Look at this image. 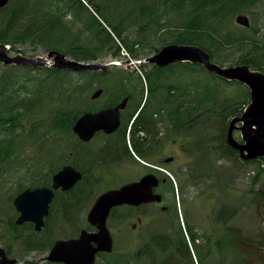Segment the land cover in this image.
<instances>
[{
    "label": "rangeland",
    "instance_id": "obj_1",
    "mask_svg": "<svg viewBox=\"0 0 264 264\" xmlns=\"http://www.w3.org/2000/svg\"><path fill=\"white\" fill-rule=\"evenodd\" d=\"M23 2V0H10L7 5L14 8ZM34 2L37 5L36 13L38 15L51 12V10L56 13L63 11L61 19L63 20L62 25L67 31L66 41L50 48L45 42H35L31 39L19 40L15 42L14 47L8 50L11 56L45 57L49 51L58 50L64 53L67 58L78 60L69 53L71 49L66 44L71 42L76 43V46L79 47L86 45L95 48L98 45L96 35L88 28V24L93 21V16H95L102 22L104 18L109 24L104 22L103 24L109 30L112 29L111 24L120 23L121 35L124 39L129 40V43L135 40H140L141 43L135 45V49H138L136 57L132 54L124 56L122 53L120 56H115L113 50L116 48L115 43L119 42L115 38L116 41L110 45L111 49L109 46L103 51L97 52L98 59L81 62L107 63L114 60L144 59L154 55L165 45L176 44L173 42L175 34L184 30L181 27L183 26L182 22H184L183 17L192 18L190 5L182 6L179 9L171 5L175 2L165 3L158 2V0H94L95 3L93 0H82L83 5L75 4L72 6H68L69 0H31L33 5L28 7L25 13L34 7ZM96 2L105 8V16L102 17L97 11ZM150 8L153 10L151 16L155 24L150 30L143 32L139 26L146 21L147 17L142 18L143 22H140V17L143 12L145 13ZM202 14L207 16L210 13L203 12ZM238 14L249 16L251 27L245 28L238 24L235 21ZM225 21L227 24L223 27L220 36L223 32H230L233 36L245 35L264 44V0H260L251 8L234 15L229 13V18ZM19 26H22V23ZM156 28H161L163 31L155 32ZM257 30H259L258 34H256ZM113 36H116L114 30ZM67 49L69 51L66 52ZM254 53L257 52L252 44L242 45L238 43L235 47L227 45L222 48L221 51L217 52L216 59L211 60L222 67H234L241 65L237 62L240 56L249 57ZM153 68L154 65L150 63L132 64L131 66L123 64L111 67L106 74L96 75L92 82H86L85 78H89V75L80 74L81 70H68L70 73H67L66 77L63 78L67 87L84 90L85 95L78 94L82 97L78 104V111L80 112L86 105L90 108L100 105V102L92 100L91 95L104 84H108L109 88L113 90L119 88V85L127 83L125 80L136 83L141 77L144 87H146L148 83L147 78H145L146 73L153 72ZM44 69L47 67L23 63L5 64L0 61V111L5 105L19 103L20 99L26 100L36 96L39 101V106L27 114L22 113L24 109H20L22 114L19 115L18 120L23 126H20L17 132L4 130L7 129L5 123L9 120L10 114L7 111L1 113L4 114L3 116L0 114V140L11 138L17 143L12 156L5 161H0V248H5L10 257L17 258V264H47L48 262L56 264L46 259L53 242L57 239L77 237L83 228L95 231V226H92L87 220V214L95 198L106 187L117 186V184H112L114 183L113 179H115L113 176H108L109 179L106 180L94 175L93 178L91 177L93 187L86 186L85 180H82L71 190L66 192L59 190L57 197L51 203L50 213L45 218V222L46 219L48 220L47 224L42 230H35L37 233L35 238L41 241L44 247L26 250L21 242L12 240V232L8 228L7 222L15 221L19 215L13 200L19 192L33 185L34 177L41 176L51 185L52 175L65 164L80 166L84 169L88 166L84 163L85 161H78L76 157L71 156V149L73 142H75L72 128L71 130L67 126L54 128L50 123L57 109L67 104V96L60 98L51 93L50 96L55 98H49L48 92L51 90L52 84L48 82L47 85L50 86L42 87L40 95L37 93L34 95L32 91L36 87L37 81L45 76ZM169 69L167 68L162 75L161 82L164 87L160 92L158 91L160 96L169 94L166 86L174 84L177 88H174L172 93L181 99L179 103H183L182 99H186L185 101L189 103L195 102V100L200 99L199 97L205 96L211 99V103L204 104L202 108H198L194 112L193 124L188 127L180 128V125H176V128L173 122L165 120L164 116H160L161 114L158 113L157 118L159 119L156 127L159 148L157 152L161 159L174 156L176 159L172 167L179 170V176L172 172L173 177L171 178L176 198H167L168 203L175 200L176 210L171 209L170 212H163L161 208L149 206L145 208L120 207L108 219V226L115 240V248L107 256L98 255L95 264L114 263L121 255L127 257L131 254L133 256L154 235L160 232L174 233L179 226H182L187 238V232L184 231V226L186 228L188 226L187 220L195 232L201 236L196 243L202 253L208 246L204 241L206 235L215 240L217 231H223L224 234L225 229L231 227L236 229L239 236L242 235L246 243H250V246L244 245L246 243L240 244L237 238L233 247L230 246L231 249L228 248L218 255L208 256L203 260V264H264V162L244 163L238 153H233L227 148V130L232 116L228 118L221 114L222 109L228 103L227 100H230L227 99L229 96L235 94L236 99L241 102H250L251 95L249 98L247 95L250 88L238 80H232L235 82L228 83L220 78H215L212 75L215 73L210 72L204 66L189 70L188 67L186 69L184 65L176 63L172 70ZM260 71L264 73V70ZM126 73H129L128 77ZM207 83L213 87L211 93L210 89L205 86ZM102 100L105 102L107 97L104 96ZM210 106L212 108L209 109ZM215 106H218V112L215 111ZM167 110L166 107L164 114ZM10 124L8 123V125ZM33 124H38V128L31 132ZM237 125H242V122H238ZM233 133L235 138L242 142L240 129H234ZM180 143H182V147L177 149ZM127 144L130 148V154L119 165V170L129 173L119 174L115 180L117 183L122 178L130 177L131 172H139L142 169L140 156L131 149L128 138ZM83 148L81 151L90 153L89 157L97 154L100 149L97 142L92 144L91 151L86 149L88 148L87 145ZM84 158L83 155L82 159ZM113 169L112 173H116V168L113 167ZM84 191L85 193L92 192V196L85 197ZM69 200H73L74 207L68 205ZM221 208H227L229 211L223 215L217 214ZM143 214L146 217L140 224L139 217ZM228 222L230 227L228 224L225 226ZM138 223L141 227L134 228V224ZM191 244L194 243L191 241ZM248 247L251 249L247 250ZM193 253L194 263L191 259L175 257L173 254L174 258L169 264H198V253L194 250ZM244 254L248 255L246 261L240 257ZM165 256H167V252L161 254L156 251L152 257L146 260H134L131 264H159L164 261ZM152 259L153 261H151Z\"/></svg>",
    "mask_w": 264,
    "mask_h": 264
},
{
    "label": "trees",
    "instance_id": "obj_2",
    "mask_svg": "<svg viewBox=\"0 0 264 264\" xmlns=\"http://www.w3.org/2000/svg\"><path fill=\"white\" fill-rule=\"evenodd\" d=\"M23 4H18L14 8H10V6H5L3 8H0V42L4 44H10L12 47H14V44L16 41H24V40H30L35 42H45L47 43L50 48H53L55 44H61L63 41H66L67 38V31L66 28L62 25L63 20L61 19L63 15V11L55 12L54 10H51V12H46L44 14L38 15L36 13V2H34V9H30L28 13H25L27 11L28 7H31L33 3H31V0H23ZM258 1L260 0H158V2H175V4H171L176 8H181L185 5H190L192 7L191 12L192 18L183 17L182 24L184 30L181 32H177L174 36L173 42L176 43H188V44H195L206 51L210 53L211 59H216L217 52L221 51L222 48L226 47L227 45L230 47H235L236 44L241 43L242 45L245 44H252V46L256 50V54H252L249 57L240 56L238 59V63L240 64H247L253 69L257 70H264V44H261L258 40L250 39L248 36H241V35H231L230 32L222 33L223 27L226 26L227 21L230 15H234L235 13H239L243 10H247L248 8H251L254 6ZM93 3L94 0H93ZM68 6H72L75 4L83 5L82 0H69V3H67ZM95 7L97 11L103 16L105 8H102L99 3L96 2ZM178 10V9H176ZM210 13L207 16H204L202 13ZM153 10L147 9L146 12L141 15L140 22H143L142 18L144 19L147 17L146 21L141 23L139 26L140 30H143L145 32L146 30H150L153 27V24H155V21L153 17ZM107 17V16H106ZM153 19V21H151ZM187 20V21H186ZM103 22L107 23L105 19L103 18ZM102 21H100L97 17L93 16V21L88 24V28L93 31V34L96 35V39L98 42V45L95 46V48H91L90 46L82 45V46H76V43H69L66 44L68 49L65 50L66 52L69 51V53L74 56L79 61H91L98 59L97 52L103 51L105 48H108L111 43L115 42V38L119 40V42L115 43L116 48L113 50V54L115 56H120L121 52V45L122 44L130 54L133 56H137L138 49H135V45H138L141 43L140 40H135L129 43V40L124 39L122 37V30L120 23H117L115 25L111 24L112 29L109 30L106 28V25L103 24ZM22 23V26H19V24ZM156 23H159L156 21ZM159 25V24H158ZM113 30L116 32V36H113ZM163 31L161 28H156L155 32ZM165 31V30H164ZM258 34L259 30L256 31ZM58 34V35H57ZM122 39L123 41L121 42ZM66 43V42H65ZM72 44V45H71ZM75 44V45H73ZM111 49V46L109 47ZM178 64L184 65V68L189 70H194L196 67H203L200 64H194L190 62H176ZM176 63L168 65L166 67H158L154 66L153 72L146 73L145 78H147L148 83L150 86L152 84H156V87H151L150 92V98L146 101L144 106L142 107V113L140 116H137L134 121H139L140 117L143 115L145 110L149 108L150 114L147 117V124H150L152 130L157 131L156 123L159 118H155L154 114L160 113V116H164L165 120L169 122H173L174 126L177 128L176 125H180L179 127H188L191 126L193 123V115L194 112L198 108H202L204 104H207L208 102L211 103V99H208L205 97H199L200 99L195 100V102H187L186 99H182L183 103H179L181 99H179L178 96L173 95L172 90L174 88H177L176 85L172 84L168 87V93L167 95L160 96L158 94V91L164 87L162 86V75L166 71L167 68H174L176 66ZM169 69V70H170ZM46 74L42 78H40L37 81V85L35 88L32 89V91L37 93V95H40L39 93L42 92V87H48L50 85H47V82L52 84L51 90L48 92L49 98H55L53 96H50L51 93L55 96L62 98L64 96H67L66 102L64 106H61L57 109L55 115L52 118V127L54 128H65L67 126L68 129L71 130L72 125L74 124L76 118L85 110L87 105L84 109H82L80 112L78 111V104L81 102L82 97L79 96V93L84 94V90H77L76 88L66 86V82L64 81L63 77H66L67 73H70L68 70H63L59 68H47L44 69ZM82 75H89V78H85L86 82L90 81L92 82L94 77L96 75H103L106 74V72H96V71H88V70H81L79 72ZM127 77L129 73H126ZM69 75V74H68ZM67 75V76H68ZM215 76V78H220L221 80L232 83L235 81L228 80L226 78L220 77L218 75L212 74ZM86 77V76H84ZM123 79H125L123 77ZM128 84H142L144 86V83L142 82L141 77L138 78V82L133 83L131 81L125 80ZM208 89L213 91V87L209 86V83L205 85ZM209 91V90H208ZM84 92V93H83ZM85 95V94H84ZM211 95V94H210ZM248 98L250 97V92L248 90L247 92ZM48 98V100H49ZM237 96L234 94L233 96H229L227 99V105L222 109L221 114L225 117H235L244 111L246 108V105L249 104V101L241 102L239 99H236ZM242 103V104H241ZM141 104V103H140ZM241 104V105H240ZM39 106L38 98L35 96L31 99H20L19 103H15L14 105H5L3 106V109L0 111L1 113H4L7 111L9 115V120L6 121V128L4 130H7L8 132H17L18 128L23 126L21 124L19 119V115L22 113H29L32 110H34L35 107ZM168 108L166 114H164L165 108ZM218 106H215V111L218 112ZM209 109L212 108V106L208 107ZM14 109V110H13ZM20 109H24L22 113L20 112ZM220 112V111H219ZM2 116L4 114H1ZM227 118V119H228ZM131 119V118H130ZM140 123H144V121H139ZM8 123H11L8 125ZM36 128H38V124H33V127H31V132H33ZM17 134V133H16ZM19 135V133H18ZM126 135V134H125ZM17 136V135H16ZM17 143L11 139H1L0 140V161H5L9 159L13 152L14 148ZM227 148L233 152L238 153L235 149L229 147L227 145ZM128 152L130 153V149H128ZM252 161H263V157H258L254 159L244 160L245 162H252ZM43 169V168H41ZM169 177V176H168ZM171 183L172 179L169 177ZM33 185L28 188H35L38 186H48L49 181H45L41 178V176L34 177ZM85 191L83 192V194ZM87 192L84 194L86 196ZM68 201V200H67ZM73 201V200H72ZM69 200L70 207H74V202ZM120 209V207H116L112 211V216L115 214V211ZM229 210L227 208H221L218 210L217 214L220 213L223 215L224 213L228 212ZM216 217H218L216 215ZM225 217V216H224ZM46 222L48 220L46 219ZM8 228L12 232V240L15 242H21L24 246V249H38L41 247H44L41 241H38L35 238V235L37 234L35 231V227L32 223H26L25 225L19 226L15 223V221H8ZM47 224V223H46ZM229 225V222L225 224ZM187 228L184 226V231L187 232V238L185 236V233L183 232L182 226H179L178 229L174 231V233H163L160 232L156 235H154L149 241L145 242L144 245L140 247L138 252L135 255H127L125 257L124 255H121L119 259H117L114 263L110 264H131L134 260L140 261L146 260L150 257H152L153 254H155L156 251H159L161 254L167 252V256L164 259L163 262H160L159 264H169L171 259L175 257H186L188 259H191L194 263V256H193V250L197 252L198 254V264H203V260L207 258L210 255H218L221 252H223L226 249H231L230 246L233 247V244L237 242V238L240 244L246 243V240L243 239L242 235L236 233L235 228H227L224 231V234L222 236V240H214L213 238H210L209 235L205 236V243L208 245L206 250L202 253L198 247V244L196 243L197 240L201 237L198 233L195 232V230L192 228L190 223L187 220ZM230 227V225H229ZM191 241L194 243L191 244ZM222 242V249L217 251L214 246L212 247L211 244H219ZM247 246H250V243L247 242ZM251 248L248 247L247 250H250ZM246 251V250H245ZM110 253H99V256H107ZM114 254V253H111ZM243 261L247 260L248 255H242L240 256ZM153 261V259L151 260ZM102 263V262H101ZM52 264V263H47ZM56 264H62V263H56ZM103 264V263H102Z\"/></svg>",
    "mask_w": 264,
    "mask_h": 264
},
{
    "label": "water",
    "instance_id": "obj_3",
    "mask_svg": "<svg viewBox=\"0 0 264 264\" xmlns=\"http://www.w3.org/2000/svg\"><path fill=\"white\" fill-rule=\"evenodd\" d=\"M10 0H0V8L5 7ZM235 21L250 27V18L238 14ZM10 46L0 42V61L5 64H26L40 67H55L63 70L107 71L111 66L126 64L151 63L164 67L175 62H192L203 65L207 70L230 80H238L250 88L251 101L241 115L230 120L227 130V143L237 150L241 159L249 160L264 157V73L253 70L247 64L234 67H222L211 60L210 53L198 45L168 44L157 53L145 59L127 61H111L107 63H83L67 58L58 51L51 50L45 57L26 58L21 55L11 56ZM103 89L96 90L91 98H98ZM129 97H125L115 106L98 111H89L80 116L72 126V130L84 141H90L99 130L107 133L116 131L121 123V111L127 105ZM242 122L238 126L237 123ZM239 128L243 142L234 136V129ZM172 157L167 160H171ZM82 172L71 164L64 165L52 177L51 186L27 188L16 195L13 204L19 212L15 223L22 225L26 222L34 224L35 230L40 231L45 226V217L50 213L51 202L56 191L71 190L82 179ZM159 181L153 174H147L139 181L125 184L116 189L102 192L95 198L87 220L95 226V231L83 228L77 237L57 239L52 244L46 259L53 263L62 264H95L98 254L110 253L114 250V238L108 227V219L115 207L130 205L140 206L151 202H161V194H155L153 187ZM15 257H10L5 248H0V264H17Z\"/></svg>",
    "mask_w": 264,
    "mask_h": 264
},
{
    "label": "flooded vegetation",
    "instance_id": "obj_4",
    "mask_svg": "<svg viewBox=\"0 0 264 264\" xmlns=\"http://www.w3.org/2000/svg\"><path fill=\"white\" fill-rule=\"evenodd\" d=\"M109 87L110 86L108 84L106 85L104 84L103 86H101V88H103V92L101 93V95L96 99H92L95 102H100V105L93 106V108L87 106L85 110L76 118L75 122L80 118L81 115H83L86 112L89 111L95 112L104 108L115 106L118 103H120L125 97H129V99L126 107L121 111V123L116 131L112 133H107L104 130H99L94 134L93 138L90 141L82 140L77 133L73 132L75 142H73V148L71 149V156L76 157L78 161H85L84 163L88 165L86 169L81 168L80 166L77 167L73 165L76 169L81 171L83 175L82 179L78 181V183H80L82 180H85L84 184L86 186L93 187L94 185L93 182L91 181L94 175H98L97 177L100 178L103 177L106 180L109 179L108 176H113L115 179H113L114 183L112 184L113 185L117 184V186L111 188L106 187V189L102 191L104 192L109 189L119 188L131 182L139 181L142 177H144L147 174H153L155 177H157L159 181L158 185L153 187V192L155 194H161L163 200L161 202H151V203L142 204L137 207L130 205H123V206L134 207V208H145L149 206V207L161 208L163 212H170L171 209L176 210L175 200L174 202L171 203L167 202V198H176L174 185L171 183L168 177L169 175L167 174V172L171 174L173 172L174 174L179 176L178 175L179 170H175L172 167V164L174 163L176 158L174 156H169L161 159V156L158 154L157 150L159 148V143H158L157 131L149 128L151 125L147 124L148 122L146 119L147 117H149L148 115L150 114L149 108L145 110V112L139 119V121L142 120L144 121V123H140L139 121L138 122L134 121V119L137 116H140V114L142 113V109H143L142 107L144 106L146 101L150 98L151 87H156V84H152L151 86L148 84L146 87H144L142 84L139 83L128 84V85L121 84L119 85V88L113 90L110 89ZM104 96L107 97V100L105 102L102 100ZM154 117L155 118L158 117L157 112L154 114ZM129 124H131V129L128 132ZM127 138L131 145V149L134 150V152L140 156V160H141L140 164L142 166V169L139 172H131L130 177L122 178L120 182L117 183L115 180L118 178L119 174L124 172L129 173L127 171L123 172L119 170V165L122 164V161L127 158L128 154H130L128 152V149L130 148L128 147L127 144ZM94 142H97L100 149L97 154L91 155V157H89L90 153H86L85 151H81V150H83L84 149L83 147L87 145L88 148L86 149L88 151L90 149L91 151V146ZM181 147H182V143H180L177 146V149H180ZM83 155L85 157L84 159H82ZM170 157H172V159L167 160ZM113 167L116 168V173H112V171L114 170ZM105 182L109 183L108 181ZM78 183L76 185H78ZM91 193L92 192H87L85 197H91L92 196ZM57 195H58V191L56 192V196ZM214 197L217 198V196ZM145 217L146 216L144 214L139 217L140 224L143 223ZM139 226H140L139 223L136 225L134 224V228ZM222 236H223V231H219V232L217 231L215 240H222ZM211 245L212 247L215 246L217 251H219L222 249L223 244L221 242L219 244H211ZM219 262L222 263L221 261Z\"/></svg>",
    "mask_w": 264,
    "mask_h": 264
}]
</instances>
